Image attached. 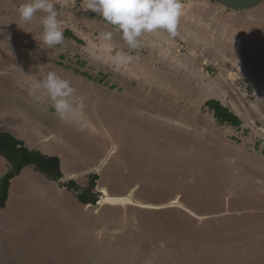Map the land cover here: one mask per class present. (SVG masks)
<instances>
[{"label": "rangeland", "instance_id": "1", "mask_svg": "<svg viewBox=\"0 0 264 264\" xmlns=\"http://www.w3.org/2000/svg\"><path fill=\"white\" fill-rule=\"evenodd\" d=\"M53 2L64 42L48 49L44 13L24 23V0H0V124L31 125L73 168L52 184L32 167L10 180L0 264H264V2L239 14L182 0L178 34L145 33L135 52L87 0ZM49 72L76 89L68 120L41 83ZM209 99L240 124L219 123ZM7 169L0 156V180ZM95 170L99 198L147 206L77 203L66 178Z\"/></svg>", "mask_w": 264, "mask_h": 264}, {"label": "clouds", "instance_id": "2", "mask_svg": "<svg viewBox=\"0 0 264 264\" xmlns=\"http://www.w3.org/2000/svg\"><path fill=\"white\" fill-rule=\"evenodd\" d=\"M183 7L182 0H87V6L83 8L102 16L109 25L119 31L130 52H135L142 47L141 37L145 33L163 30L169 36L175 37L178 34ZM38 12L44 13L40 20L43 44L47 45L48 49L62 45L64 27L58 20L60 12L53 0H24L18 9L20 20L24 23H31ZM100 35L105 41H110L114 33L104 31ZM132 59L134 57L129 54L120 57L122 62H130ZM41 83L49 94L56 115L61 120H68L73 112L72 98L76 93L71 82L55 72H49L42 77ZM98 200L99 197L95 203L86 204L94 206ZM207 218L209 217L203 219Z\"/></svg>", "mask_w": 264, "mask_h": 264}, {"label": "trees", "instance_id": "3", "mask_svg": "<svg viewBox=\"0 0 264 264\" xmlns=\"http://www.w3.org/2000/svg\"><path fill=\"white\" fill-rule=\"evenodd\" d=\"M65 34L71 36L68 30H65ZM75 39L78 40L77 38ZM206 105L213 112L219 123H226L232 126L240 124L236 114L231 112L226 106H223L218 100L209 99ZM0 156L5 158L8 167L0 180V208L5 206L10 180L17 176L25 166L31 165L35 171L50 180H58L62 177L60 159L57 156L46 155L35 149H28L12 133L5 130H0ZM87 178L88 180L85 184L81 185L76 180H69L66 185L69 189H73L79 202L82 204H93L98 198V192L94 190L98 174L90 173Z\"/></svg>", "mask_w": 264, "mask_h": 264}, {"label": "crops", "instance_id": "4", "mask_svg": "<svg viewBox=\"0 0 264 264\" xmlns=\"http://www.w3.org/2000/svg\"><path fill=\"white\" fill-rule=\"evenodd\" d=\"M4 117V119H5V117L6 118H8V116H5V115H3ZM0 117H1V115H0ZM2 118V119H3ZM20 125H14V127L12 128V129H3V130H5V131H8V132H10V133H12L14 136H17L18 138H20V139H18V140H20L21 141V139L22 140H24V139H26V141H29V139H30V142H29V144H30V146H25V147H27L28 149H35V150H38V151H40V152H42L43 154H46V155H55V156H57L59 159H60V166L62 165V163H63V161H62V159H61V155L60 154H52V153H50L49 152V150H50V148H49V146H47V145H45V146H43V143H44V141H43V139L42 138H38V137H35L34 136V129H33V127H28L27 125L25 126H23V128H20L19 127ZM24 127H27V129H29V131H33V133H32V136L33 137H31L30 135H24L23 134V129H24ZM0 130H2V127H1V124H0ZM31 138H33L32 140H31ZM34 138H36V140L34 141ZM38 138V139H37ZM46 138V137H45ZM44 138V140H46V139H50V138H46L45 139ZM43 142V143H42ZM27 144H28V142H26ZM6 165H7V161H6ZM25 167H32L31 165H28V166H25ZM24 167V168H25ZM62 167H63V170L64 171H67V170H71L73 167H68L67 165H65L64 163H63V165H62ZM8 168V167H7ZM24 168H22V170L24 169ZM33 168V167H32ZM60 169H61V167H60ZM22 170L20 171V173L22 172ZM80 170H82V169H80ZM79 170V171H80ZM63 171V173H62V177H63V175L64 174H66L65 172ZM19 173V174H20ZM39 173V172H38ZM69 173H71V172H69ZM98 173V172H97ZM18 174V175H19ZM39 174H41V173H39ZM17 175V176H18ZM41 175H43V174H41ZM67 175V174H66ZM69 175V174H68ZM44 176V175H43ZM79 175H73V176H70V177H68V178H66V182H68V180L69 179H75V178H77ZM16 177V176H15ZM45 177V176H44ZM67 177V176H66ZM14 178V177H13ZM46 178V177H45ZM48 179V178H47ZM60 179V178H59ZM58 179V180H59ZM48 180H50V179H48ZM51 181V184L53 183V182H56L57 180H50ZM86 183V182H85ZM64 185H66V184H64ZM82 185V184H81ZM63 188L64 189H67V185L66 186H63ZM68 190V189H67ZM94 190L95 191H97L98 192V190H97V185L95 186V188H94ZM59 191V189H56V193ZM72 193V192H71ZM74 196H75V192H74V194H73ZM75 199H76V202L77 203H79V204H81V202H79L78 200H77V198H76V196H75ZM173 203H175V201L173 202L172 201V204ZM82 205V204H81ZM140 205V204H139ZM84 206H86L87 208H89V206L90 205H88V204H86V205H84ZM92 206V205H91ZM88 211V210H87ZM0 228H3L1 225H0ZM3 230L4 231H6V229L5 228H3ZM104 236V235H103ZM102 236V237H103ZM1 242H2V240H0V244H1ZM99 249V247L98 246H96L95 248H93L92 249V251L94 250V251H97ZM91 251V252H92ZM3 257H4V255H3ZM3 257H2V259H3ZM4 260V259H3ZM9 260V259H8ZM7 261V260H6ZM12 263H14V262H12ZM88 264V263H87Z\"/></svg>", "mask_w": 264, "mask_h": 264}, {"label": "water", "instance_id": "5", "mask_svg": "<svg viewBox=\"0 0 264 264\" xmlns=\"http://www.w3.org/2000/svg\"><path fill=\"white\" fill-rule=\"evenodd\" d=\"M215 1L224 7L223 12L228 13V12L236 11L239 12V14H243L244 10L254 8L260 5L262 2H264V0H215ZM101 193L102 194L96 204H101L105 202V201L101 202L103 191ZM107 203H113V202L107 201Z\"/></svg>", "mask_w": 264, "mask_h": 264}, {"label": "bare ground", "instance_id": "6", "mask_svg": "<svg viewBox=\"0 0 264 264\" xmlns=\"http://www.w3.org/2000/svg\"><path fill=\"white\" fill-rule=\"evenodd\" d=\"M103 201H105V202L110 201V202H113L115 204L116 203H122L123 204L124 202H130V203L133 202V203L139 204L138 202L134 201V199L132 198L131 195H127L126 197H114V196H110V195L106 194L105 190H103V196L101 198V202H103ZM140 205H142L143 207L147 206V205H144V204H140ZM153 208H157V207L154 206Z\"/></svg>", "mask_w": 264, "mask_h": 264}, {"label": "flooded vegetation", "instance_id": "7", "mask_svg": "<svg viewBox=\"0 0 264 264\" xmlns=\"http://www.w3.org/2000/svg\"><path fill=\"white\" fill-rule=\"evenodd\" d=\"M156 209V208H155Z\"/></svg>", "mask_w": 264, "mask_h": 264}]
</instances>
